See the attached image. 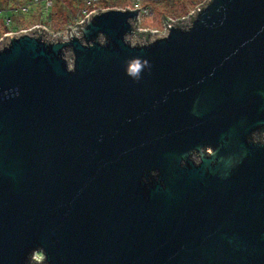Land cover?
<instances>
[{"label": "water", "instance_id": "1", "mask_svg": "<svg viewBox=\"0 0 264 264\" xmlns=\"http://www.w3.org/2000/svg\"><path fill=\"white\" fill-rule=\"evenodd\" d=\"M137 13L1 39L0 264H264V0Z\"/></svg>", "mask_w": 264, "mask_h": 264}, {"label": "rangeland", "instance_id": "2", "mask_svg": "<svg viewBox=\"0 0 264 264\" xmlns=\"http://www.w3.org/2000/svg\"><path fill=\"white\" fill-rule=\"evenodd\" d=\"M24 1L27 0H21V5L16 2L14 5L13 0L7 1L13 6H7L8 9L2 10L0 13V19L5 21L3 26L2 20H0V41L8 32L16 33L20 30H28L32 26H41L50 38L66 37L69 30L78 34L80 22L84 21L89 12L136 6L133 0H48V2L51 1V3H47V5L50 4V7L57 4V7H53V12H50V8L45 10L41 1L28 0L27 3ZM85 1L86 3L91 2V9H83ZM140 5V8L147 7L148 10L147 12L139 11L138 26L141 29L151 30L157 35L165 32L166 26L163 19L170 22L179 21L186 18L194 9L192 0H140ZM65 24L67 25L63 29ZM4 28L8 31H4ZM130 38L133 41L137 40L135 35H131ZM42 259L40 251H35L31 255L32 262H39Z\"/></svg>", "mask_w": 264, "mask_h": 264}, {"label": "trees", "instance_id": "3", "mask_svg": "<svg viewBox=\"0 0 264 264\" xmlns=\"http://www.w3.org/2000/svg\"><path fill=\"white\" fill-rule=\"evenodd\" d=\"M7 1L8 0H0V13L2 12V10H6V9H8V8H6L7 6H13L12 4H8L7 3ZM14 2H13V4L15 5V2H16V4H19V5H21V0H13ZM28 1V0H27ZM27 1L25 2V3H27ZM38 1H41V3H42V6L45 8V10H47V9H49L50 8V12H53V7L55 6V7H57V4L56 5H54V6H51L50 7V4L49 5H47L46 6V1H44V0H37L36 2H38ZM193 1V3H194V6H193V8L195 9L197 6H199L200 4H202L203 2H204V0H192ZM19 2V3H18ZM50 3H51V1H50ZM84 3V2H83ZM133 3H134V0H133ZM24 4V3H23ZM91 6H92V4H91V2L90 3H86V1H85V3H84V5H83V9H86V10H88V8H90L91 9ZM193 9V10H194ZM82 15H83V13H82ZM0 20H2V19H0ZM7 21V20H6ZM5 21H3L2 20V23H3V26L5 25V23H4ZM67 24H65V25H63V29H64V27L66 26ZM4 31H8V29H5L4 28ZM1 35V34H0ZM28 262H29V264H34V262H32L30 259L28 260Z\"/></svg>", "mask_w": 264, "mask_h": 264}, {"label": "built area", "instance_id": "4", "mask_svg": "<svg viewBox=\"0 0 264 264\" xmlns=\"http://www.w3.org/2000/svg\"><path fill=\"white\" fill-rule=\"evenodd\" d=\"M207 0H204V2L203 3H205ZM50 2V1H49ZM48 2V0H46V6H47V3H49ZM134 4L136 5V6H134V8H130V9H135V8H137V10H138V13H139V11H142V12H147V10H148V8L147 7H142V8H140V0H134ZM88 3H90V1H88ZM202 3V4H203ZM202 4H200V5H202ZM139 6V7H138ZM195 11V9L192 11V12H194ZM84 12V11H83ZM191 12V13H192ZM91 12H89V14H90ZM138 13H137V18H136V20H135V33L136 34H140V35H150V36H153V35H156V33H154L153 31H151V30H148V29H144V28H140L139 26H138V21H139V19H138ZM190 13V14H191ZM88 14V15H89ZM190 14H188L187 16H186V18L190 15ZM87 15V16H88ZM87 16H85V18L87 17ZM84 18V19H85ZM186 18H182L181 20H179V21H183V20H185ZM133 35H135V34H133ZM132 35V36H133ZM54 38H66V37H54Z\"/></svg>", "mask_w": 264, "mask_h": 264}, {"label": "flooded vegetation", "instance_id": "5", "mask_svg": "<svg viewBox=\"0 0 264 264\" xmlns=\"http://www.w3.org/2000/svg\"><path fill=\"white\" fill-rule=\"evenodd\" d=\"M254 138H261V135H260V133L259 132H256L255 134H254ZM207 148H205V151L207 152ZM191 157L194 159V160H198L199 159V157H198V155L196 154V153H192V155H191Z\"/></svg>", "mask_w": 264, "mask_h": 264}, {"label": "clouds", "instance_id": "6", "mask_svg": "<svg viewBox=\"0 0 264 264\" xmlns=\"http://www.w3.org/2000/svg\"><path fill=\"white\" fill-rule=\"evenodd\" d=\"M136 60H137V63H139V59H138V58H136Z\"/></svg>", "mask_w": 264, "mask_h": 264}, {"label": "bare ground", "instance_id": "7", "mask_svg": "<svg viewBox=\"0 0 264 264\" xmlns=\"http://www.w3.org/2000/svg\"><path fill=\"white\" fill-rule=\"evenodd\" d=\"M131 7V6H130ZM134 7V6H133ZM129 8V7H128ZM78 24V23H77ZM77 26V25H76Z\"/></svg>", "mask_w": 264, "mask_h": 264}]
</instances>
